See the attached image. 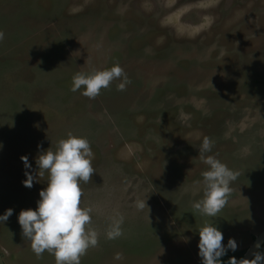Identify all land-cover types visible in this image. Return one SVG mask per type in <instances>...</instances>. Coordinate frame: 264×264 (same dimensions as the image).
Segmentation results:
<instances>
[{
  "label": "rangeland",
  "instance_id": "obj_1",
  "mask_svg": "<svg viewBox=\"0 0 264 264\" xmlns=\"http://www.w3.org/2000/svg\"><path fill=\"white\" fill-rule=\"evenodd\" d=\"M233 11V12H232ZM0 248L8 264H55L37 255L17 216L35 209L48 174L26 187L43 150L67 133L86 136L95 172L80 182L98 243L80 264H201L198 231L214 222L246 247L247 218L264 210V0H0ZM119 63V80L89 98L76 72ZM83 87V86H82ZM204 136L239 171L214 217L203 195ZM147 199L138 210L133 201ZM121 214L122 234L106 231ZM242 222H241V220ZM264 223V214L258 219ZM122 253L121 259L114 254Z\"/></svg>",
  "mask_w": 264,
  "mask_h": 264
},
{
  "label": "clouds",
  "instance_id": "obj_2",
  "mask_svg": "<svg viewBox=\"0 0 264 264\" xmlns=\"http://www.w3.org/2000/svg\"><path fill=\"white\" fill-rule=\"evenodd\" d=\"M4 38L5 33L0 30V40ZM117 79V90H124L130 83L123 67L114 63L108 68L74 73L70 90H79L81 95L94 98L100 94L101 89L108 88ZM213 143L210 137L204 136L200 144L199 154L208 168L201 173L202 180L196 181L203 184V195L192 203L194 210L208 217L216 216L226 205L233 192L232 182L239 176L238 170L229 168L215 155H206L211 151ZM37 149L36 168H33L27 155L20 157L26 177L22 183L30 188L37 177L44 176L45 172L48 179L46 187L39 190L35 209H22L18 213L17 221L22 236L30 242L31 250L37 257L47 251L53 255L55 264H80L81 257L98 243V233L91 226L92 207L81 206L83 190L80 182L89 181L95 172L90 141L86 136L69 132L65 138L58 140L55 150H43L40 144H37ZM147 199L137 198L133 203L138 210L149 209ZM12 212L13 209L8 208L0 214V223L4 224ZM123 222V215L114 216L106 237H119ZM198 234L197 247L201 264H264V251H260L264 243L260 241L254 244L251 259L229 256L225 262L221 257L229 250H236L235 239L229 237L226 243H222L223 232L214 222H205ZM121 257L120 252L114 254L117 260Z\"/></svg>",
  "mask_w": 264,
  "mask_h": 264
},
{
  "label": "flooded vegetation",
  "instance_id": "obj_3",
  "mask_svg": "<svg viewBox=\"0 0 264 264\" xmlns=\"http://www.w3.org/2000/svg\"><path fill=\"white\" fill-rule=\"evenodd\" d=\"M262 214H264V210L259 211L257 216H255L254 218L252 217V218L245 219V222L242 224V225L245 224L249 227L247 230V234H248L247 240H248L249 244L246 247H243V246L238 247L237 246L236 250L243 251L241 258H243L246 255V253L248 252L251 245L254 243V241L258 237V235H260L264 231V224L261 225V222L258 221V219L260 218V215H262ZM241 222H242V220H241ZM260 251H264V247H262L260 249ZM0 252H1V255L3 257L4 264H8L6 257H5V253L2 251L1 248H0Z\"/></svg>",
  "mask_w": 264,
  "mask_h": 264
},
{
  "label": "water",
  "instance_id": "obj_4",
  "mask_svg": "<svg viewBox=\"0 0 264 264\" xmlns=\"http://www.w3.org/2000/svg\"><path fill=\"white\" fill-rule=\"evenodd\" d=\"M257 241H260V242L264 243V231L260 235H258V237L256 238V240L251 245L250 249L248 250V252L246 253V255L243 258H248V259H251L252 258L251 253H252V250H253V246H254V244ZM0 264H4V261H3L2 255H1V252H0Z\"/></svg>",
  "mask_w": 264,
  "mask_h": 264
},
{
  "label": "trees",
  "instance_id": "obj_5",
  "mask_svg": "<svg viewBox=\"0 0 264 264\" xmlns=\"http://www.w3.org/2000/svg\"><path fill=\"white\" fill-rule=\"evenodd\" d=\"M242 253H243V251H239V250H235V251H231V250H229V251L226 253L225 256L221 257V259H222L223 261H225V262L227 261V259H228L229 256H235L237 259H240V258L242 257Z\"/></svg>",
  "mask_w": 264,
  "mask_h": 264
},
{
  "label": "bare ground",
  "instance_id": "obj_6",
  "mask_svg": "<svg viewBox=\"0 0 264 264\" xmlns=\"http://www.w3.org/2000/svg\"><path fill=\"white\" fill-rule=\"evenodd\" d=\"M233 12V11H232Z\"/></svg>",
  "mask_w": 264,
  "mask_h": 264
}]
</instances>
